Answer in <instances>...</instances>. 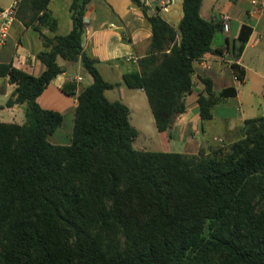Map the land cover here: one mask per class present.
<instances>
[{
    "label": "trees",
    "instance_id": "16d2710c",
    "mask_svg": "<svg viewBox=\"0 0 264 264\" xmlns=\"http://www.w3.org/2000/svg\"><path fill=\"white\" fill-rule=\"evenodd\" d=\"M49 1L21 0L16 15L45 24ZM93 1H69L68 32L40 33V74L0 62V75L15 83L6 102L24 111L21 122L0 120V264H264V115L245 117L238 138L207 151L135 148L129 106L105 94L117 82L104 79L99 58L83 46ZM131 2L151 36L123 80L144 89L156 128L171 132L192 89L194 59L223 54L212 46L222 22L201 13L202 0L182 1L177 26L144 0ZM233 47L238 56L242 44ZM57 56L93 77L77 93L67 142L49 139L63 112L37 101L64 70ZM231 66L242 79L243 66ZM199 78L203 120L235 88L214 90L210 77ZM61 89L74 93L76 84Z\"/></svg>",
    "mask_w": 264,
    "mask_h": 264
},
{
    "label": "crops",
    "instance_id": "0c3cea01",
    "mask_svg": "<svg viewBox=\"0 0 264 264\" xmlns=\"http://www.w3.org/2000/svg\"><path fill=\"white\" fill-rule=\"evenodd\" d=\"M69 1L50 0L45 24L38 20L25 24L27 14L21 17L16 15L7 41L0 49V62L10 61L30 73L40 74L45 68L44 62L36 56L44 48L40 33L51 36L69 31ZM144 1L170 24L177 26L183 14V0ZM10 2L0 0V9ZM200 11L211 20L221 19L223 13L230 16L228 30H218L219 34L214 36L212 45L223 48V54L206 52L194 59L192 89L184 97L186 108L176 115L171 132L156 128L144 89L128 86L123 80L125 72L138 69L137 58L146 53L151 36V25L141 7L134 5L131 0H94L85 12L83 46L99 58L98 68L104 79L117 82L105 90L106 96L120 99L129 106V120L137 130L134 140L139 136L146 137L144 131H148L155 138L148 140L149 145L156 144L161 148L156 150L194 153L201 148L207 151L220 143L238 138L239 126L245 117L264 115V100H257L254 94L255 83L260 81L264 84V73L256 67L257 61L264 57V5H253L250 0H202ZM34 24L39 25L40 29ZM246 26L251 30L247 39L242 41ZM239 44H242V50L236 56L233 46ZM249 47L254 51L250 54V49L246 60ZM57 61L64 66V70L51 79L37 96V101L43 107L62 111L67 107L74 108L79 89L91 83L93 77L79 62H68L61 56H57ZM233 61L243 66L242 79L236 76L231 66ZM199 76L210 77L214 90L233 86L235 92L220 101H224V104L236 102L238 114L218 115L216 108L220 105L219 101L213 106L212 117L202 120L198 113V95L204 83ZM72 83L76 84L74 93L68 94L61 89L63 84L71 87ZM14 87L15 83L10 82L7 75H0V93L6 97L5 103L0 100V120H24L23 105H9L6 102ZM261 94L264 96V88ZM133 114L137 116V122L132 121ZM140 144L138 149H150L149 145Z\"/></svg>",
    "mask_w": 264,
    "mask_h": 264
},
{
    "label": "rangeland",
    "instance_id": "374dc122",
    "mask_svg": "<svg viewBox=\"0 0 264 264\" xmlns=\"http://www.w3.org/2000/svg\"><path fill=\"white\" fill-rule=\"evenodd\" d=\"M219 32L217 31L215 36L218 35ZM252 51V53L250 54H253V51L254 49L249 47L248 50H247V53L245 55V59L247 60L249 58V51ZM256 67L260 69L261 72L264 73V57H262L260 60L257 61L256 63ZM252 74V73H251ZM252 77V75H251ZM250 81H252V78H250ZM264 88V84H262V82H256L255 83V86H254V94L257 98V100H260V101H263L264 100V96L261 94V90ZM55 94H60V93H55ZM5 99L6 97L0 93V100H2L3 103H5ZM45 105V102L43 103ZM220 104L216 109H217V113L218 115H222V114H228V115H231V114H238V110L236 109V102L234 101H228L224 104V101H220ZM73 109L74 108H64L63 111V114H64V119H63V123L57 127V131L56 133H52L50 136H49V139L51 141H64V142H67L69 140V137H70V132H71V128H72V118H73ZM139 116V115H138ZM138 121L137 120V116L135 114L132 115V121L135 122ZM144 134L146 135V137H142V136H139L137 137L134 142H133V146L135 148H139L140 147V143H144V144H147L149 145V142L148 140L150 139H155L154 136H151L150 133L148 131H144ZM219 145V144H218ZM148 147H150V149H161L159 145H153V144H150Z\"/></svg>",
    "mask_w": 264,
    "mask_h": 264
},
{
    "label": "built area",
    "instance_id": "2783aa9c",
    "mask_svg": "<svg viewBox=\"0 0 264 264\" xmlns=\"http://www.w3.org/2000/svg\"><path fill=\"white\" fill-rule=\"evenodd\" d=\"M21 0H11V2L0 9V49L6 43L9 29L16 17ZM253 5H264V0H250ZM222 29L228 30L230 16L227 13L221 15Z\"/></svg>",
    "mask_w": 264,
    "mask_h": 264
}]
</instances>
